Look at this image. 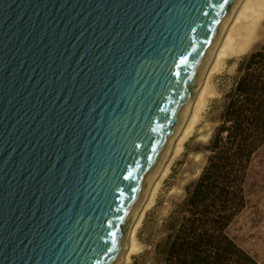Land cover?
<instances>
[{
    "label": "water",
    "instance_id": "water-1",
    "mask_svg": "<svg viewBox=\"0 0 264 264\" xmlns=\"http://www.w3.org/2000/svg\"><path fill=\"white\" fill-rule=\"evenodd\" d=\"M234 0H0V264H116Z\"/></svg>",
    "mask_w": 264,
    "mask_h": 264
},
{
    "label": "trees",
    "instance_id": "trees-1",
    "mask_svg": "<svg viewBox=\"0 0 264 264\" xmlns=\"http://www.w3.org/2000/svg\"><path fill=\"white\" fill-rule=\"evenodd\" d=\"M263 145L264 44L239 64L206 162L165 221L160 264H258L227 228L245 207L249 165Z\"/></svg>",
    "mask_w": 264,
    "mask_h": 264
},
{
    "label": "rangeland",
    "instance_id": "rangeland-1",
    "mask_svg": "<svg viewBox=\"0 0 264 264\" xmlns=\"http://www.w3.org/2000/svg\"><path fill=\"white\" fill-rule=\"evenodd\" d=\"M264 1V0H263ZM263 18V19H262ZM261 22L264 25V14ZM256 44L243 55L227 60L223 70L212 77L210 96L201 113L198 126L185 140L181 152L173 157L167 176L161 183L154 204L146 211L137 234V251L127 264H160L162 243L166 237L165 221L173 207L183 201L186 188L199 176L206 162L208 144L225 104V95L232 89L239 75V64L251 52L264 44V26ZM201 130V131H200ZM169 156V157H168ZM246 204L227 228V233L245 249L258 264H264V145L252 156L245 183ZM160 245V246H158ZM122 257L119 264H122Z\"/></svg>",
    "mask_w": 264,
    "mask_h": 264
},
{
    "label": "bare ground",
    "instance_id": "bare-ground-1",
    "mask_svg": "<svg viewBox=\"0 0 264 264\" xmlns=\"http://www.w3.org/2000/svg\"><path fill=\"white\" fill-rule=\"evenodd\" d=\"M263 14V0L233 1L216 39L199 70L197 80L194 82L193 95L183 108L175 132L147 180L132 217L127 224L125 245L122 251V264L129 263L131 256L137 251V234L140 225L146 211L154 204L156 194L169 171L171 162L164 160L166 153L169 151V156L173 159L181 152L183 143L193 134L200 122L201 113H203L207 99L210 96L213 75L224 69L227 60L243 55L256 44L257 36H260L259 31L263 25L261 22ZM120 258L116 264H119Z\"/></svg>",
    "mask_w": 264,
    "mask_h": 264
}]
</instances>
